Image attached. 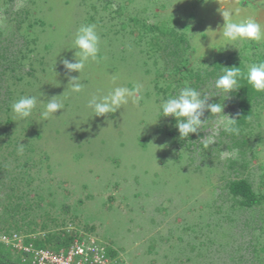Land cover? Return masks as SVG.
Segmentation results:
<instances>
[{"label": "rangeland", "instance_id": "obj_1", "mask_svg": "<svg viewBox=\"0 0 264 264\" xmlns=\"http://www.w3.org/2000/svg\"><path fill=\"white\" fill-rule=\"evenodd\" d=\"M57 235L264 264V0H0V263Z\"/></svg>", "mask_w": 264, "mask_h": 264}, {"label": "built area", "instance_id": "obj_2", "mask_svg": "<svg viewBox=\"0 0 264 264\" xmlns=\"http://www.w3.org/2000/svg\"><path fill=\"white\" fill-rule=\"evenodd\" d=\"M20 248L29 257L30 264H115L106 246L94 239H74L69 245L57 249L36 247L30 241L20 245Z\"/></svg>", "mask_w": 264, "mask_h": 264}, {"label": "trees", "instance_id": "obj_3", "mask_svg": "<svg viewBox=\"0 0 264 264\" xmlns=\"http://www.w3.org/2000/svg\"><path fill=\"white\" fill-rule=\"evenodd\" d=\"M240 108H241V111L238 116V120L243 121L245 116H247L250 112V107L248 105V100L246 98L242 99L240 103ZM230 189L233 194L244 197L245 198L244 202L248 205H251L256 200L254 192L251 188V185L246 179H240V180H235L231 182ZM49 241H54L57 244V246L63 247V246L69 245L72 240L69 241V240L63 239L61 236L57 235L52 239L50 238ZM110 254L113 256L115 255L114 251L112 250L110 251ZM0 264H9V263L3 262Z\"/></svg>", "mask_w": 264, "mask_h": 264}]
</instances>
